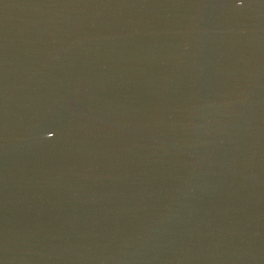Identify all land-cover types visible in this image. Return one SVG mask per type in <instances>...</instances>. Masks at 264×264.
<instances>
[{"label":"water","instance_id":"1","mask_svg":"<svg viewBox=\"0 0 264 264\" xmlns=\"http://www.w3.org/2000/svg\"><path fill=\"white\" fill-rule=\"evenodd\" d=\"M0 264H264V0H0Z\"/></svg>","mask_w":264,"mask_h":264}]
</instances>
